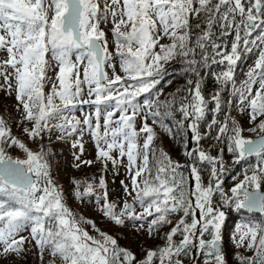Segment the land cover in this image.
Wrapping results in <instances>:
<instances>
[{
    "label": "snow or ice",
    "instance_id": "6c2138e0",
    "mask_svg": "<svg viewBox=\"0 0 264 264\" xmlns=\"http://www.w3.org/2000/svg\"><path fill=\"white\" fill-rule=\"evenodd\" d=\"M109 24L114 51L101 27ZM229 36H234L230 51L223 47V38ZM254 50L256 59L237 86L235 68ZM0 51L7 53V59L0 60V88L7 86L11 94L10 78L15 80L17 110L22 109L18 126L27 138L43 140L53 132L57 140L75 135L71 147L79 148L73 156L80 163L73 166L80 167L94 163L80 159L87 132L102 170L107 171L109 163L116 174L123 168L131 185L120 181L124 198L119 205L109 200L103 175L98 185L73 180L74 196H95L108 221L116 226L132 221L149 239L171 225L164 244L147 249L142 260L105 232L96 229L100 239L90 236L81 225L95 224L65 204L63 190L51 175L49 150L41 145L32 151L0 118V258L20 257L29 251L25 245L32 244L41 264L45 253L52 258L48 264L57 259L61 264H183L180 257L193 250L204 257V264H227L223 209L234 206L264 216V120L255 123L264 116V0H0ZM173 60L181 62L182 74L190 78L186 89L161 100L163 89L157 86L169 74L165 65ZM211 65L224 68L212 73L218 87L206 98L201 69ZM229 87L235 107L247 111L254 125L249 129L257 134L254 140L243 135L230 114L223 121L217 117L223 111L221 94ZM210 103L213 117L207 128L209 133L215 128L214 139L225 146L220 152L226 148L234 164L249 157L259 161L228 190L231 195L222 187L227 171L223 157L200 145L208 135H201L200 122ZM85 106L90 110L84 111ZM77 110L82 119L74 115ZM177 111L181 119L166 123L175 120ZM137 119L142 122L139 128ZM149 119L173 139L183 137L187 128L194 143L188 149L184 142L187 165L155 145L157 133ZM11 147H18L24 158L10 156L6 148ZM205 170L207 184L201 175ZM96 188L104 189L102 196ZM179 213L173 223L169 217ZM230 239L237 249L252 253L237 251V264H264V220L241 221Z\"/></svg>",
    "mask_w": 264,
    "mask_h": 264
},
{
    "label": "rangeland",
    "instance_id": "374dc122",
    "mask_svg": "<svg viewBox=\"0 0 264 264\" xmlns=\"http://www.w3.org/2000/svg\"><path fill=\"white\" fill-rule=\"evenodd\" d=\"M104 28L105 32L108 33V39L110 41V50L114 51V45L111 44V32L109 29L111 25H101ZM163 43H167V40L162 41ZM254 56L247 61L242 62L243 69L241 72V76L239 80L236 81L237 86L243 81L245 77V73L248 71L249 67L253 64L254 60L256 59L257 52L254 50ZM7 59V53L0 51V60ZM167 67V65H165ZM2 70V69H0ZM111 70H109L110 72ZM117 71L119 72V67H117ZM7 72L11 73L12 69L10 67L7 68ZM51 75V73H50ZM123 75V73H121ZM10 81H13V90L11 94H9V90H7V86L4 88H0V115L2 116L3 120L10 125V129L14 131L19 139L24 142L25 144L35 145L36 148H40L43 145L46 149L49 150L50 155L47 157L49 163L52 166L54 171L56 183H60L62 185V190L64 191L63 197L64 202L67 204L66 199L71 201L67 207L76 214L77 217L83 216L84 218L91 220L94 224H98L99 227L102 229V232L109 234L110 236L117 239V242L120 247L130 249L133 253H135L138 260H142L145 256L146 250L150 248H154L155 245V238L149 239L146 235L144 229H140L139 231L133 227L132 221L125 222V226H116L111 221H108L102 213L99 211L98 205L96 203L95 196L84 197L81 200H78L74 196V189L75 186L72 183L73 180L77 181H89L96 185L99 183V178L101 175L104 176L106 182V188L108 191V198L110 201L116 202L118 205L122 204V199L124 198L123 187L120 184L121 180H124L125 183H129V187H131L130 182L127 178L126 171L123 168H120L119 174L113 170L111 163L108 164L107 171L102 170V165L99 162H96V149L91 136L85 132L82 137V143L84 146L83 155L80 157L82 161L91 160L94 161L92 165L87 164H80V167H74V164L80 163V161H76L74 159L73 153L79 154V148L73 149L71 147L73 139H75V135L71 138L57 140L58 133L53 132L51 136L44 135L43 140L37 139L35 141L29 140L26 134L23 133L22 128L18 125L21 123V111L17 110V101L15 99V80L10 78ZM4 84L3 76H0V85ZM229 93L232 91L231 87H229ZM48 91V88H45V92ZM254 94V93H253ZM228 100H233V104L229 105L226 103V114H231V117L234 118L238 124L244 129L243 135L248 139H253L257 137L256 133L250 132L249 129L252 128L254 125L249 123V116L247 111L241 113L235 107L236 98L232 96H228ZM90 109L85 106L84 111H89ZM74 115L78 118L82 119L81 111L77 110L74 112ZM264 120V116L257 117L256 124L259 123L260 120ZM102 123V121H101ZM141 121L137 119V128L141 126ZM31 127V125H27ZM142 143V141H141ZM38 145H40L38 147ZM194 145L192 141V146ZM7 153L12 156L13 158H24V154L18 147H11L6 148ZM232 158V156H231ZM249 159V158H248ZM232 160V159H231ZM250 163L257 165L259 161L256 157H250ZM189 162V161H188ZM251 173H249L250 175ZM245 175V174H244ZM190 182V181H189ZM58 185V184H57ZM59 186V185H58ZM84 185H81V191H83ZM104 189L96 188V193L102 196ZM261 192H264V184L261 185ZM103 203V200H101ZM137 210L139 207L137 206ZM151 219V218H149ZM264 220V216L262 219ZM135 223H143V222H135ZM237 225V224H236ZM236 225L231 229L230 233L225 236L223 249L231 255V261L229 264H237L236 259L234 258L235 253L237 251L241 252L244 255L250 256L252 255L251 252H245L243 248L237 249L233 243L231 242V235L234 232ZM81 227L89 233L90 236L96 237L100 239L99 232H97L96 228H93L91 224H82ZM24 235H28V233H24ZM156 237V235H155ZM29 249L28 252L23 253L20 257H17L15 254L10 255L7 258H0V264H41L40 258L37 255V250L33 247L32 244L25 245ZM52 258L45 253L44 255V264H48L49 260ZM180 259L183 261V264L193 263L196 264L195 261H187L185 256H181ZM56 264H61L59 259L56 260ZM158 264V261H156Z\"/></svg>",
    "mask_w": 264,
    "mask_h": 264
},
{
    "label": "trees",
    "instance_id": "16d2710c",
    "mask_svg": "<svg viewBox=\"0 0 264 264\" xmlns=\"http://www.w3.org/2000/svg\"><path fill=\"white\" fill-rule=\"evenodd\" d=\"M191 22L193 25H195V23L197 21L192 20ZM217 31H218V29H217ZM233 38H234V36H229V37L223 38V41H224L223 47L226 50L230 51L231 42H232ZM254 53L255 52L253 51L250 54H244L242 56V59L238 62L237 66L235 68V81L239 80V78L241 76V72H242L243 65H244V64H242V62L253 58ZM166 68L168 69L169 74L167 76H165V80L161 82V85L157 86L158 88L163 89V93L159 97L161 100L170 98L171 94L175 93L177 89H180V88L186 89L187 88V79L190 78L189 76L182 74L183 65L181 64V62L179 60L171 61L169 64H167ZM223 68H224L223 65H211L210 68H207V69L202 68L201 69V74L203 76V81H202L203 93H204L206 98H210L211 94L218 87L212 73L213 72L218 73V72L222 71ZM168 80H171L170 84L165 83V81H168ZM229 91H230L229 88H227L221 94L223 111H221L220 113H217V117L220 121H223L225 119V115L227 113L225 108H226V105H227L226 103H227L228 98H229L228 97ZM144 98L145 97H141L140 100L142 101ZM212 106L213 105L210 103L209 104V111H207L205 119L200 122L201 135L204 136L205 133H208V135L204 136V138L200 141V145L205 151L209 152L211 155H213V156L220 155L223 157L227 171L223 175L224 183H223L222 187L224 188L225 192L228 195H231L230 191H228V190L232 186H234L238 181L243 180L244 174L248 171L250 166L254 167V164L250 163L251 160H248V159L245 161H241L239 164H234L233 161L231 160L232 159L231 154H229L227 152L226 148L223 152H220V149L224 148L225 146L222 144H218L217 141L214 139V137L216 135L215 128L213 130H211L210 133H209V130L207 128V124L212 120V117H213V113L210 110L212 108ZM174 116H175V120H169V121H166V123L174 124L175 121L181 119V114L179 111L175 112ZM230 116H231V114H230ZM0 118H2L1 115H0ZM147 122L150 125H152L151 119H149ZM185 123L187 124V122H185ZM6 125L8 128H10L9 123L6 122ZM152 126L157 133V139L154 141L155 145L158 148H163L164 151L172 158L173 161H178L182 165H187L189 163L188 158L184 155V152H185L184 142H185V140L187 141V139H188L187 128H185V132H184L183 137L177 136L175 139H173V138L169 137V135L167 133L162 131L157 125H152ZM11 134H12V136H15L19 139L18 135L14 131L11 130ZM31 142L32 141L29 142L30 144H26V146L34 152L39 151L40 148L39 149L36 148L34 144L33 145L31 144ZM39 146L40 145H38V147ZM192 147H194V145ZM182 170L185 171V175L187 176L186 169H182ZM249 173L250 172H248V174ZM51 175H52L53 179H55V176H54L55 174H54V171L52 169V166H51ZM201 175H202V179H203L204 183L207 184L208 178H209V172L207 170H205L201 173ZM187 183L189 184V181ZM56 184H58L59 187L62 189V185L60 183H56ZM63 193H64V191H63ZM215 200L219 201V194H216ZM66 202H67L66 205L71 203V201L69 199H66ZM223 210L226 212V225L223 228V238H224L225 236H227L228 233H230L231 229L236 224H239L241 221H243L245 219H249V218L241 215L244 213L243 209L237 210V209H235L234 206L232 208H225ZM245 214H247V213L245 212ZM180 215H182V213L172 214L169 217V219H171L173 221V223H175L179 219ZM250 216H253V215H250ZM187 220L190 223L191 217H188ZM98 227H99V225L95 224V228L98 229ZM170 227H171V225H165L163 228L160 229L159 233H157L156 237H155L154 248L152 247L150 249H155L158 246H162L164 244L163 236L165 233H167L170 230ZM101 230L102 229L100 228L99 231H101ZM174 239L177 242H179L181 237L179 235H177L176 237H174ZM193 251H195V250H193ZM225 255H226L227 264H229V261H231V255L229 253H227L226 251H225ZM185 257L187 258V261L190 262L192 260V257H193V252L191 254L185 256ZM194 261L196 264H204V257L195 251V260Z\"/></svg>",
    "mask_w": 264,
    "mask_h": 264
},
{
    "label": "water",
    "instance_id": "95a60500",
    "mask_svg": "<svg viewBox=\"0 0 264 264\" xmlns=\"http://www.w3.org/2000/svg\"><path fill=\"white\" fill-rule=\"evenodd\" d=\"M187 134H188V139H187V148L188 149H191L192 148V140H191V133L189 131H187ZM256 139V138H253V140ZM189 161V160H188ZM190 181V180H189ZM189 186H191V181L189 182ZM245 211H247L246 209H244ZM250 213H253V214H259V213H255V212H250ZM198 215V213H197ZM195 260V251H193V257H192V261ZM188 264H193V263H188Z\"/></svg>",
    "mask_w": 264,
    "mask_h": 264
},
{
    "label": "flooded vegetation",
    "instance_id": "af4514ba",
    "mask_svg": "<svg viewBox=\"0 0 264 264\" xmlns=\"http://www.w3.org/2000/svg\"><path fill=\"white\" fill-rule=\"evenodd\" d=\"M249 159H250V157H249ZM248 159V160H249ZM243 211H244V213L243 214H241L242 216H244V217H247V218H249V219H251V220H253V221H261V219H262V216L260 215V214H253V213H250V212H248V211H245L244 209H243ZM245 212L248 214H245ZM253 215V216H250V215Z\"/></svg>",
    "mask_w": 264,
    "mask_h": 264
},
{
    "label": "bare ground",
    "instance_id": "6f19581e",
    "mask_svg": "<svg viewBox=\"0 0 264 264\" xmlns=\"http://www.w3.org/2000/svg\"><path fill=\"white\" fill-rule=\"evenodd\" d=\"M10 82L14 84V82H13V81H10Z\"/></svg>",
    "mask_w": 264,
    "mask_h": 264
}]
</instances>
